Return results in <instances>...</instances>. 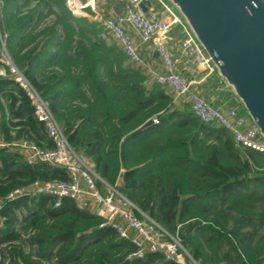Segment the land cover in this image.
<instances>
[{"label":"trees","instance_id":"trees-1","mask_svg":"<svg viewBox=\"0 0 264 264\" xmlns=\"http://www.w3.org/2000/svg\"><path fill=\"white\" fill-rule=\"evenodd\" d=\"M104 32L100 22L74 16L66 0H0V67L7 53L49 102L73 149L199 264H264V156L200 121ZM222 87L214 72L198 89L211 105L248 118ZM25 140L54 148L24 89L0 75V144ZM69 179L64 168L31 164L24 152L0 146V264H124L133 244L74 200L5 202L35 181ZM127 264L175 263L148 253Z\"/></svg>","mask_w":264,"mask_h":264},{"label":"built area","instance_id":"built-area-1","mask_svg":"<svg viewBox=\"0 0 264 264\" xmlns=\"http://www.w3.org/2000/svg\"><path fill=\"white\" fill-rule=\"evenodd\" d=\"M109 0H66L74 16L92 18L102 24L107 33L120 45L129 61L144 67L148 75L157 83L167 86L174 93V100L190 105L193 114L204 124H216L230 133L235 144L256 151L264 156V138L256 128L248 126L249 119L239 115L236 108L224 110L207 102L196 88L207 76L215 72L211 58L196 38L187 30L180 18L172 12L164 0H122V11L114 17L105 15V9L98 3ZM159 3L163 7L161 15L154 7ZM146 7V9L144 8ZM180 24L185 31V38L180 42V55L170 48L168 41L172 26ZM139 42L136 41V37ZM155 42L163 69L159 70L146 62L141 54V46ZM5 67L0 68V75L10 74L21 86L29 98L36 119L41 122L54 148H42L31 141L1 143L25 153L29 163H43L52 167H61L68 171V181H35L30 187L13 190L5 197V202H13L26 197L40 195L54 199V206L60 207L65 199L74 200L80 207L86 208L104 219L101 227L110 225L134 246L128 255L132 258H144L148 253L162 254L175 264H199L184 247L179 238L167 231L161 224L142 213L139 208L122 195L116 186L109 185L92 168L90 160L78 154L71 146L63 129L56 120L49 102H47L13 64L7 53H3ZM201 65L206 75L200 79H188L176 70L180 64ZM158 123V119H153ZM104 184L103 193L97 181ZM4 205L0 201V210ZM134 210L142 213L143 218L135 215Z\"/></svg>","mask_w":264,"mask_h":264},{"label":"water","instance_id":"water-1","mask_svg":"<svg viewBox=\"0 0 264 264\" xmlns=\"http://www.w3.org/2000/svg\"><path fill=\"white\" fill-rule=\"evenodd\" d=\"M164 1L264 138V0ZM153 123L150 119L141 128Z\"/></svg>","mask_w":264,"mask_h":264},{"label":"crops","instance_id":"crops-1","mask_svg":"<svg viewBox=\"0 0 264 264\" xmlns=\"http://www.w3.org/2000/svg\"><path fill=\"white\" fill-rule=\"evenodd\" d=\"M110 4L111 5H109L106 9L104 8L105 9V15L109 16V17L110 16L114 17L115 15H117L118 13H120L122 11L124 2L122 0H112ZM156 4L154 5L155 9L157 11H159L162 16L168 17L165 13H163V11H162V9H160V7L156 6ZM185 36H186V34H185V31H184V28L182 25L175 24L172 26L171 33H170V39L168 41V44H169L170 48H172L178 55H180V51H181L180 42L182 39L185 38ZM135 37H136V41L139 42V39L137 38V36H135ZM140 48H141V54L143 55L146 62H148L149 64H151L152 66H154L155 68H157L159 70L163 69L162 60H161L158 52L156 51L155 42H150L149 44L142 45ZM176 70L179 73H181L182 75H184L185 77H187L188 79H200L201 77L206 75V71L201 65H186V64L182 63L176 67ZM208 77H210V76H207L200 84H198L196 86V88L198 89V87L200 85H203L206 82ZM221 82L223 84L222 89L229 92L226 88V85L222 81V79H221ZM236 102L238 103L237 100H236ZM226 110H229V108ZM249 125L252 126L251 121H249L248 126Z\"/></svg>","mask_w":264,"mask_h":264},{"label":"rangeland","instance_id":"rangeland-1","mask_svg":"<svg viewBox=\"0 0 264 264\" xmlns=\"http://www.w3.org/2000/svg\"><path fill=\"white\" fill-rule=\"evenodd\" d=\"M104 37H105L106 41H107L109 44L115 42V39H114L109 33H107V32H104ZM0 68H3V66L0 67ZM0 261H1V259H0ZM50 264H51V263H50Z\"/></svg>","mask_w":264,"mask_h":264},{"label":"bare ground","instance_id":"bare-ground-1","mask_svg":"<svg viewBox=\"0 0 264 264\" xmlns=\"http://www.w3.org/2000/svg\"><path fill=\"white\" fill-rule=\"evenodd\" d=\"M196 117V116H195Z\"/></svg>","mask_w":264,"mask_h":264}]
</instances>
